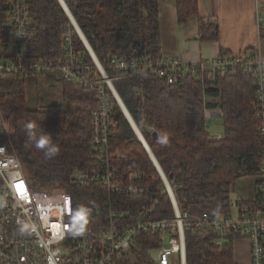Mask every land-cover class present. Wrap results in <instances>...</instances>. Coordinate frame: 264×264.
I'll list each match as a JSON object with an SVG mask.
<instances>
[{"label": "trees", "instance_id": "obj_1", "mask_svg": "<svg viewBox=\"0 0 264 264\" xmlns=\"http://www.w3.org/2000/svg\"><path fill=\"white\" fill-rule=\"evenodd\" d=\"M33 60L59 62L64 59V30L70 20L59 0H27ZM161 0H64L86 37L93 53L107 67L111 58H128L141 46L149 56L161 51L159 2ZM12 0H0L2 40L8 46V11ZM180 24L198 17V0H177ZM202 40H218L214 26L200 19ZM263 33V30H262ZM260 33L263 37V34ZM78 51H87L75 35ZM88 57V56H87ZM89 59V58H88ZM90 60V59H89ZM90 62V61H89ZM26 79L19 76L0 80V103L9 129L4 141L15 152L34 191L66 192L73 204L72 222L84 228L101 230L104 211L110 201L114 210L128 215L132 223L153 200H160L163 183L130 123L115 106L116 130L112 147L130 158V167H139L150 176L152 193L148 197L110 198L105 186L75 184L77 175L100 168L91 148L90 111L96 97L69 83L63 85V102L53 109L28 106ZM118 93L132 119L148 143L164 173L178 185L180 207L193 216L220 217L230 212L235 183L256 174L261 161L255 92L251 73L188 74L169 85L158 76L129 78L115 82ZM221 110L225 134L213 140L206 128L205 110ZM33 122L37 134L49 133L59 148L49 159L23 131ZM157 134L155 141L153 134ZM166 143H161V139ZM173 215L168 196H164L154 215L156 219ZM214 235L187 233V264H235L231 244L218 248ZM158 237L141 234L133 248L114 264H153L151 252Z\"/></svg>", "mask_w": 264, "mask_h": 264}, {"label": "built area", "instance_id": "obj_2", "mask_svg": "<svg viewBox=\"0 0 264 264\" xmlns=\"http://www.w3.org/2000/svg\"><path fill=\"white\" fill-rule=\"evenodd\" d=\"M27 3V0H12L9 6L10 40L5 56L0 60V80L9 76L28 79L57 75L63 83L95 95L96 107L90 111L91 148L99 159L100 168L80 173L74 179L75 184L105 186L111 199L148 197L152 193L148 173L142 168L130 167L129 156L115 151L111 144L117 128L116 105L136 133L133 119L126 112L115 82L147 74L158 76L169 85L191 73L201 76L234 74L237 71L253 74L256 89L253 106L261 142V161L256 172L258 179L253 201L236 197L231 199L228 214L197 217L180 207L178 185L169 181L159 163H155L146 151L163 183L161 199L153 200L132 223L127 222L128 215L114 210L109 201L101 230L84 228L72 222L70 194L34 191L31 188L17 155L4 141L9 124L0 103V264H114L117 258L133 248L142 233L158 237L153 264H187L188 232L214 235V245L222 248L231 244L234 256L237 245L245 243L250 264H264V60L254 52H245L201 58L189 64L178 56L167 57L163 51L149 56L139 46L128 58L109 59L110 70H107L90 51L86 37L82 36L69 15V8H64L70 20V25L64 30V59L59 62L36 61L31 58L29 49L31 33ZM75 35L84 45L88 57L75 46ZM204 113L207 120L223 118L221 110L206 109ZM212 138L221 141L223 136ZM164 196L170 199L173 215L156 219L154 215Z\"/></svg>", "mask_w": 264, "mask_h": 264}, {"label": "crops", "instance_id": "obj_3", "mask_svg": "<svg viewBox=\"0 0 264 264\" xmlns=\"http://www.w3.org/2000/svg\"><path fill=\"white\" fill-rule=\"evenodd\" d=\"M198 8V17L180 24L177 0L159 2L161 51L165 56H178L184 62L193 64L201 58L254 52L264 60V0H198ZM200 19L214 26L217 41L202 40ZM1 32L0 17V60L6 53ZM26 85L28 106L31 108L53 109L63 102L64 83L57 75L31 77L26 79ZM237 197L246 200L243 194H237ZM234 257L235 264H250L245 243L237 245Z\"/></svg>", "mask_w": 264, "mask_h": 264}, {"label": "rangeland", "instance_id": "obj_4", "mask_svg": "<svg viewBox=\"0 0 264 264\" xmlns=\"http://www.w3.org/2000/svg\"><path fill=\"white\" fill-rule=\"evenodd\" d=\"M63 9H64V7H63ZM25 86H26V90H27V85H25ZM42 108L50 109L49 107H42ZM206 128H207L208 133L212 137L217 136V135L224 136V134H225L224 120L221 118H213V119L206 120ZM257 179L258 178H257L256 174L255 175L252 174V175L246 176V177L238 180L235 183V185L233 186L231 199L236 198L237 194H243V195H245L246 200H252L253 201V199L255 197V192H256ZM156 255L157 254L155 251L151 252L152 258H155ZM245 259L247 260L246 256H245Z\"/></svg>", "mask_w": 264, "mask_h": 264}, {"label": "clouds", "instance_id": "obj_5", "mask_svg": "<svg viewBox=\"0 0 264 264\" xmlns=\"http://www.w3.org/2000/svg\"><path fill=\"white\" fill-rule=\"evenodd\" d=\"M23 131L26 136L34 143V146L38 149L45 150V155L49 159L58 155L59 148L53 143L52 135L49 133L37 134V126L33 122H28L24 125ZM161 143H166V139L162 138ZM23 232L24 229H21Z\"/></svg>", "mask_w": 264, "mask_h": 264}, {"label": "water", "instance_id": "obj_6", "mask_svg": "<svg viewBox=\"0 0 264 264\" xmlns=\"http://www.w3.org/2000/svg\"><path fill=\"white\" fill-rule=\"evenodd\" d=\"M59 1H60V3L62 4V6H63L66 10H68V7H67L66 3L64 2V0H59ZM68 13H69V11H68ZM69 15H70L71 19L73 20V22L75 23L76 27L80 30L82 36H84V34H83V32L81 31V29L78 27V24H77V22L75 21L73 15H72L71 13H69ZM86 44L88 45L90 51L93 53V50H92L91 46L89 45V43L87 42V40H86ZM94 55H95V54H94ZM126 112L128 113L127 110H126ZM128 116H129V118H131V116L129 115V113H128ZM131 120H132V118H131ZM132 122H133V125H134V127H135V129H136V133H137V135H138V137H139L141 143H142L143 146L145 147L146 151L151 155L153 161H155V163H157V159H156V157L154 156L153 152L151 151V149H150L148 143L146 142L145 138L143 137V135L141 134V132H140V131L138 130V128L136 127L135 122H134L133 120H132ZM157 138H158V135H157L156 133L153 134V139H154L155 141L157 140ZM157 164H158V163H157Z\"/></svg>", "mask_w": 264, "mask_h": 264}]
</instances>
